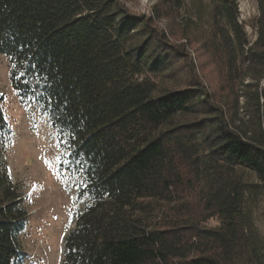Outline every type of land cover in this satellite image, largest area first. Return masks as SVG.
I'll return each instance as SVG.
<instances>
[{
    "label": "trees",
    "instance_id": "16d2710c",
    "mask_svg": "<svg viewBox=\"0 0 264 264\" xmlns=\"http://www.w3.org/2000/svg\"><path fill=\"white\" fill-rule=\"evenodd\" d=\"M212 2L214 20L233 33L231 46H246L247 130L199 83L159 89L140 77L166 73L170 63L151 17L119 0H0L10 86L49 116L86 182L77 198L88 202L64 236L60 264H264V236L246 209L248 196L264 192V0L249 46L235 0ZM7 138L0 109V264H22L27 211L3 156ZM184 189L196 193L199 220L215 217L216 227L155 223L159 207Z\"/></svg>",
    "mask_w": 264,
    "mask_h": 264
},
{
    "label": "rangeland",
    "instance_id": "374dc122",
    "mask_svg": "<svg viewBox=\"0 0 264 264\" xmlns=\"http://www.w3.org/2000/svg\"><path fill=\"white\" fill-rule=\"evenodd\" d=\"M119 1L130 13L151 17V26L158 33L161 49L170 63L166 73L154 76L146 71L140 77L155 80L159 89L199 83L208 99L218 103L229 120L247 130L243 91L246 83L252 81V72L243 59L246 46H242L243 52L231 46L233 33L224 19L214 20L212 0ZM235 2L241 36L249 46L257 34V0ZM9 67L8 57L0 54V109L8 127L3 156L12 180L22 186L27 211V221L18 234L22 264H60L64 236L73 228L78 209L88 202L87 196L77 198V190L86 182L76 166L66 160L65 139L59 136L49 116L40 105L21 100L11 88ZM258 84L264 87V75ZM239 170L245 181H257L252 171ZM188 176L189 173L185 177ZM174 198L163 203L153 215L156 224L163 218L205 228L219 224L215 217L199 220L202 214L195 192L184 189ZM246 209L259 234L264 236V192L248 196Z\"/></svg>",
    "mask_w": 264,
    "mask_h": 264
}]
</instances>
